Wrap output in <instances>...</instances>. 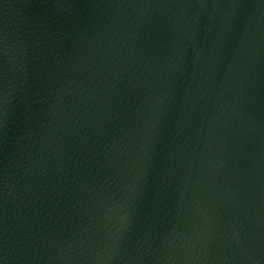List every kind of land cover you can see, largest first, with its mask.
I'll return each instance as SVG.
<instances>
[{
	"label": "water",
	"instance_id": "obj_1",
	"mask_svg": "<svg viewBox=\"0 0 264 264\" xmlns=\"http://www.w3.org/2000/svg\"><path fill=\"white\" fill-rule=\"evenodd\" d=\"M0 264H264V0H0Z\"/></svg>",
	"mask_w": 264,
	"mask_h": 264
}]
</instances>
